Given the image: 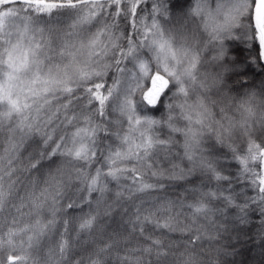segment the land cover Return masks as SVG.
<instances>
[{
	"label": "snow or ice",
	"instance_id": "6c2138e0",
	"mask_svg": "<svg viewBox=\"0 0 264 264\" xmlns=\"http://www.w3.org/2000/svg\"><path fill=\"white\" fill-rule=\"evenodd\" d=\"M245 238L264 257V0H0V264Z\"/></svg>",
	"mask_w": 264,
	"mask_h": 264
},
{
	"label": "trees",
	"instance_id": "16d2710c",
	"mask_svg": "<svg viewBox=\"0 0 264 264\" xmlns=\"http://www.w3.org/2000/svg\"><path fill=\"white\" fill-rule=\"evenodd\" d=\"M181 3L184 2V0H180ZM237 54L240 55V56H243V55H246V53L243 52L242 49H237L236 50ZM249 243V248L252 249V251L254 252V254H260L258 252V250H260V242L258 239H251V240H248L247 238H245V242L244 243ZM243 243V244H244ZM243 245L240 246V251H241V255L236 257V260H237V264H251L250 262H245L242 257H243V251H244V248L242 247ZM256 264H260V263H256Z\"/></svg>",
	"mask_w": 264,
	"mask_h": 264
},
{
	"label": "rangeland",
	"instance_id": "374dc122",
	"mask_svg": "<svg viewBox=\"0 0 264 264\" xmlns=\"http://www.w3.org/2000/svg\"><path fill=\"white\" fill-rule=\"evenodd\" d=\"M244 251H243V257L242 259L245 262H250L251 264H256L257 262L260 264H264V257L261 256V254H254V252L252 251V249H250L249 243H244L242 244ZM258 252L260 253V250H258Z\"/></svg>",
	"mask_w": 264,
	"mask_h": 264
}]
</instances>
